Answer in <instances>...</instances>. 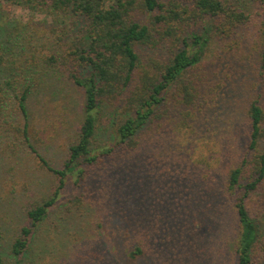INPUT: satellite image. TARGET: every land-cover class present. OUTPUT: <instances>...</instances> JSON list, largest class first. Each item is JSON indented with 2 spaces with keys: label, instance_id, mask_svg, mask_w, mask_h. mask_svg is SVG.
Wrapping results in <instances>:
<instances>
[{
  "label": "trees",
  "instance_id": "1",
  "mask_svg": "<svg viewBox=\"0 0 264 264\" xmlns=\"http://www.w3.org/2000/svg\"><path fill=\"white\" fill-rule=\"evenodd\" d=\"M0 1L74 20L47 23V35L29 47L21 32L0 26V156L23 149L58 178L51 197L25 211L7 255L0 225V264H34L33 235L71 178L73 199L55 218L64 241L53 264H150L152 226L164 209L176 231L178 218L197 214L227 222L210 264L224 263L225 254L232 264H264V86L251 97L254 83L232 77L248 79L252 65L240 75L231 57L241 42L259 37L264 59V0ZM216 44L224 57L203 65ZM67 93L71 116L80 117L65 134L61 168L53 169L47 158L58 134L37 142L29 105ZM64 122L51 125L63 131ZM106 131L111 141L97 144ZM99 172L107 178L101 185ZM151 215L155 221L145 224ZM96 228L103 250L92 243ZM106 229L116 232V255L107 251ZM39 257L35 264L45 262Z\"/></svg>",
  "mask_w": 264,
  "mask_h": 264
},
{
  "label": "rangeland",
  "instance_id": "2",
  "mask_svg": "<svg viewBox=\"0 0 264 264\" xmlns=\"http://www.w3.org/2000/svg\"><path fill=\"white\" fill-rule=\"evenodd\" d=\"M57 14L41 6H24L14 2L0 1V26L6 27L8 31L10 30L14 35L21 32L18 35L22 36V41L27 47L30 46V42L34 37L37 38L42 34L47 35L45 32L46 26L49 27V25H46L47 23H61L63 27L64 23H72L74 21L73 17L70 18L68 14ZM1 39H3V35ZM249 44V46H245L244 43L241 42L239 49H233L235 54H231V57L238 59L235 61L238 64V68H240L239 71L241 70L239 72L240 75L244 73L242 70L243 67H247L248 64L252 65V74L248 79L242 80V76L240 77L237 72H235L233 74L235 77L232 75V78L242 83L251 84L252 81L254 85L252 86L251 84L248 90L250 91V96L255 97L261 93L262 87L264 86V80L261 76L263 74L261 72L264 70V59L259 37H257V39L251 38ZM214 47L206 51V59L208 61H202L203 65L204 63L208 64L210 60L220 61L221 58L224 57L221 54V47L219 48L218 44ZM232 58H230V60ZM222 70H226L224 64L222 65ZM228 74V72L223 73V77H226ZM243 88L244 86L242 85L241 89ZM76 90L74 86L71 87L70 91L73 92L74 98L77 96ZM260 100L264 102V97L261 96ZM69 101H71V99L67 93V95L60 94V96L57 97L51 96V99L46 100L38 96V101L37 99H33L29 105L31 109L29 120L36 125L34 139L42 143L45 139L49 141L50 138H54L56 137L55 135L58 134L56 137V152L53 155H49L47 158L53 169L61 168L64 157L63 152L68 144V139L65 134L68 130L71 132L72 125L80 117L79 113H75L74 117L71 116L72 114H70V112L72 109ZM56 118H58L59 121H65L64 124L67 130L62 131L61 129H57L56 126L51 125V122L55 124ZM111 138L110 133L106 131L103 135L99 134L94 141L99 145H103L111 141ZM235 138L237 139V137ZM4 140L5 137H3L0 132V143ZM5 147L2 146L1 149ZM2 153L3 154L0 156V225L5 248L4 254L7 255L9 244L14 237L17 236L20 227L26 223L25 211L29 209L30 206L32 207L48 200L52 195V190L55 185L58 184V178L56 175L43 168L35 157L28 155L23 149L15 152L9 151ZM95 176V184L100 183L101 185L107 180L105 172H99ZM72 183V178L67 181L65 188L61 191L59 200L56 202L55 208H51L48 216L39 225L33 235L34 241L32 240L33 245L31 244L28 260H32L34 264L36 259L40 258L39 256L41 254L43 261H45L43 264H46V259L50 264H53L58 259L56 255L58 253L60 254L64 240L62 235L56 234L55 218L58 217L59 211L68 209L70 206V202L73 199ZM182 190L184 192L186 191L185 185H182ZM186 197H188V193H184L182 198ZM186 202L185 199L184 201L181 200L178 208L184 210L187 204ZM224 209L226 211L228 209L231 212V207L229 205H226ZM164 211L165 217L164 215L162 216L160 224L156 227H154L155 224L152 226L154 235L151 237V240L155 241V243L153 241L150 242L153 246V255L151 254L147 258L150 264H166L168 261L170 262L169 264H210L209 260L212 259V253H216V249L218 250L217 243L213 241L217 240L221 242L220 231L224 226H228L227 222L212 221L209 218L201 217L200 214H197L196 216H190L187 221L183 218H178L177 221L180 223V226L177 227L179 228L178 232L174 228H169V226L173 224V219L171 216H167V214L170 213L169 211L166 209H164ZM231 214L233 216L232 212ZM97 217L98 216H96L95 221H97ZM145 220V224H149L150 222L153 224V221H155L152 215L148 216ZM229 223L233 225L234 222L232 220V222ZM229 229L231 231V226ZM94 234H97L98 237L93 236L95 238L92 240V243L97 244V247L103 250L102 246L103 244L106 245V243L104 242L103 236L99 238L103 233H101L100 229L96 228ZM104 235H108V237L111 235L110 240L112 242L108 240L109 248L107 251L111 254L114 251L116 255L115 252L117 250L115 246L113 247V243L116 240L115 230L106 229ZM48 237L51 238V240L48 239ZM131 245L136 246V243L131 241ZM223 247L222 245L221 250H223ZM227 258L228 256L225 254L222 258L224 259V263L232 264L231 256L230 260ZM93 263L94 262H92V264ZM212 264L220 263L216 261V263L213 262Z\"/></svg>",
  "mask_w": 264,
  "mask_h": 264
}]
</instances>
